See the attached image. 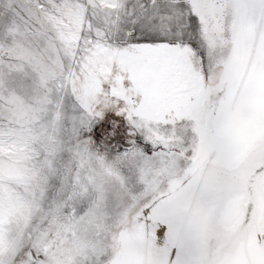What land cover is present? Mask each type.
<instances>
[{"label": "snow or ice", "instance_id": "snow-or-ice-1", "mask_svg": "<svg viewBox=\"0 0 264 264\" xmlns=\"http://www.w3.org/2000/svg\"><path fill=\"white\" fill-rule=\"evenodd\" d=\"M0 264H264V0H0Z\"/></svg>", "mask_w": 264, "mask_h": 264}]
</instances>
